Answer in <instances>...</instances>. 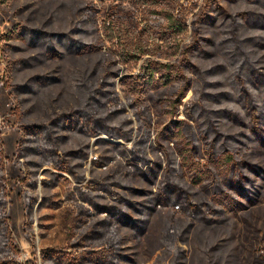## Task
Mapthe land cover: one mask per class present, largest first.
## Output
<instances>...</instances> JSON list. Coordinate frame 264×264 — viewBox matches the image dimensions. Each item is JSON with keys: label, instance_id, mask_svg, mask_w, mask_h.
Listing matches in <instances>:
<instances>
[{"label": "rangeland", "instance_id": "rangeland-1", "mask_svg": "<svg viewBox=\"0 0 264 264\" xmlns=\"http://www.w3.org/2000/svg\"><path fill=\"white\" fill-rule=\"evenodd\" d=\"M203 3L0 0V264H56L52 255L63 251L72 264H99L110 246L119 264H264V122L259 137L246 107L250 99L264 107V87L250 70L264 79V0H213L202 23L179 35L152 22L190 16ZM44 32L53 36L50 49L33 38ZM62 34L88 48L68 52ZM104 86L109 94L88 109L130 131L126 145L149 159L141 167L105 142L112 137L54 122ZM48 126L58 164L40 152ZM181 128L182 138L169 135ZM188 143L197 145L207 175L198 182L182 164ZM225 151L261 196L250 200L229 186L235 170L221 167ZM65 165L87 179L79 182ZM170 176L177 188L166 186ZM165 189L168 198L182 189L194 205L208 202L203 218L177 202L143 219ZM223 190L238 201L229 211L215 209ZM96 204L125 208L128 217L100 213Z\"/></svg>", "mask_w": 264, "mask_h": 264}, {"label": "trees", "instance_id": "trees-1", "mask_svg": "<svg viewBox=\"0 0 264 264\" xmlns=\"http://www.w3.org/2000/svg\"><path fill=\"white\" fill-rule=\"evenodd\" d=\"M211 2H213V0H204V3L201 5L200 9L190 16L188 15L176 16V15L170 14L166 18L164 17L163 20H159V16L154 15L152 22L156 26L166 25V27H168L170 31V34L179 35L185 32L189 27L193 28L202 23V21L205 19L210 9ZM220 12L222 16H224L225 18L227 16L228 19H234L230 13L226 12V10L221 7H220ZM195 31L199 34L198 28H195ZM23 32L24 30L22 29L19 31L18 34H23ZM34 33L36 32L32 31L31 34L33 35ZM4 37L5 39H11V38H14L15 36L13 35V33H8ZM33 38L36 43L37 42L41 43V45L45 46L47 49H50L51 44L53 43V36L46 32L42 33L41 35H38L37 33V38L36 37H33ZM61 39L63 40L62 41L63 47L65 48V50H67L70 53H80V52H83L86 48H88V45L82 40H77L75 38L67 37L65 34L61 35ZM187 63L189 67L192 66V64L189 61ZM250 70L252 71V74L254 75V78H253L254 84L256 86L264 87V79L257 75L255 71L256 69L251 67ZM168 79L171 80L172 75L171 76L169 75ZM78 86L80 87V86H85V85L81 82V83H78ZM261 87H258V88H261ZM244 90L247 94V89L244 88ZM109 92H110L109 89H106L105 86L100 87V88L98 87L96 92L93 91L91 93H88V98L85 100V102L87 103V104L85 103L86 105L81 104L73 112L74 114L73 113L71 115L67 114L65 116H62L63 118H57V120H54V122L61 123L65 121L66 124L70 123L72 127L78 128L81 131H86L88 132V134L92 136H96L100 133H104L108 135L109 137H112V138H108V140H111V141H105V142L110 143L113 149L118 150L121 153H124L126 156H129V160L133 164L141 167V165H145L146 163H148L149 159L144 149H140L135 146L129 147L126 145V142L130 140L131 138L130 131L126 129L124 125L122 126L112 125L107 117L102 116V115L93 114L88 109V107L94 101L96 102L101 101L105 95L109 94ZM262 95L264 98V89L262 91ZM248 97L249 98L252 97L250 92L248 93ZM181 99L182 97H179L178 102H181ZM246 107H247V110L250 116V123H251L252 131L257 136L262 137L261 136L262 135L261 125H263L262 122H264L263 121L264 120V107L258 106V104L255 103L254 100L251 101V99L249 101L247 100ZM233 117L239 120V118H241V115L235 113ZM71 118H74V119L71 120ZM149 124L150 123H147V125ZM47 128H48V131H47V134H45L47 141L44 144V146L40 149V152L45 155L47 164H50L52 162L54 163L56 162L58 164L60 162L59 155L56 153V151L54 150L52 151V149L49 148V139L52 136V133H51L52 131L50 129V126H48ZM169 131H170V134H169L170 136H173V137L177 136L180 138L183 137L184 132L182 128L179 129V131H174L173 129H169ZM99 137L105 138L106 136L100 135ZM121 139L124 141L123 143L119 142V140ZM197 150L198 149H197L196 144L188 143L187 147L181 148L180 153H181L182 160H183L182 164L185 166L187 170L186 172L195 181L198 182V181L203 180L207 175L204 171L201 170L202 162L200 159L197 158ZM213 154L214 153H212V155ZM219 159L221 160V167L224 170H226L227 172H229L231 168L235 170V175L229 178V186L231 188H234L237 192H239L240 194H243L250 200H254L255 198H258L259 196H261V192L258 189L257 185L255 184V181L253 180L254 178L243 172V169L241 168L242 164L237 161L236 157H234V155L231 152L225 151L219 157ZM64 167L70 170V172L75 176V178L79 182H82L87 179L86 176L83 177L79 175V173L71 169L69 165H65ZM248 167H250V169L252 170L257 169L255 164L254 165L249 164ZM166 169H168L169 171L172 170L171 162L168 163V165L166 166ZM167 174L171 175L170 172H167ZM174 181L175 179L171 178L170 176V178H168L167 180L166 186H168V188L171 186L174 188H177V185L174 183ZM104 187H105L104 190L109 189L108 185L104 184ZM177 190H178V193L176 197L169 196L168 198L164 194L167 193L168 195H171V193L167 191V189H165V192L160 193L157 198H152L149 201L145 211L141 212V217L145 219L148 216L149 212L154 210V208L157 205H160L161 203L162 204L171 203L172 205L173 204L176 205L177 202L178 203L180 202L182 203V206L184 209L186 208V209H190L194 211L193 214L195 217L203 218L202 217V214H203L202 207L203 206L208 207L209 203L204 202L202 206L194 205L193 204V197H194L193 194H189L186 191H183L182 189H177ZM1 199L2 198L0 197V203H1ZM123 200L127 201L125 197L123 198ZM214 202L216 204L215 209L218 211L220 210L229 211L231 207L233 206L235 207L238 203V201L235 200L228 192H226V190H223L220 192V194L215 195ZM94 206L95 208H98L100 213L107 212L109 213V215H111V217H117L120 219L128 217V213L125 208L117 207L115 205H97L96 204ZM63 252L65 253V251ZM63 252L54 253L55 255H52V257H57L58 260H61V261L56 260L55 261L56 264H63L64 262H67L68 264H72L74 258L73 256H71V253L70 255H67V254H64ZM120 258H121V254L118 252L114 253L113 247L110 246L103 250L100 256L99 264H119L118 261ZM62 259H68V261H64Z\"/></svg>", "mask_w": 264, "mask_h": 264}]
</instances>
